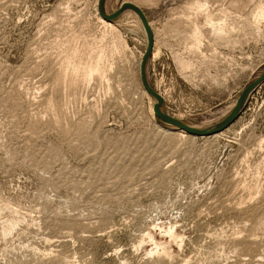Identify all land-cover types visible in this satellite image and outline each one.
Segmentation results:
<instances>
[{
  "label": "rangeland",
  "instance_id": "1",
  "mask_svg": "<svg viewBox=\"0 0 264 264\" xmlns=\"http://www.w3.org/2000/svg\"><path fill=\"white\" fill-rule=\"evenodd\" d=\"M97 1L0 0V264H264V82L220 134L180 136L138 16L109 28ZM138 1L162 109L217 124L264 66V0H199L221 33L198 0Z\"/></svg>",
  "mask_w": 264,
  "mask_h": 264
},
{
  "label": "water",
  "instance_id": "2",
  "mask_svg": "<svg viewBox=\"0 0 264 264\" xmlns=\"http://www.w3.org/2000/svg\"><path fill=\"white\" fill-rule=\"evenodd\" d=\"M104 3L105 0H98L97 11L99 15L105 20L112 21L115 18H117L124 10H131L138 16L139 20L141 21L145 29L147 42L139 64V77L145 92L155 99V102L153 103L152 106L154 116L164 124L170 125L177 129H181L190 135L200 136V137L210 136L219 133L224 129H226L227 127H229L235 121L237 115L243 108L249 94L257 86H259L264 82V66H263L261 72L255 77V79L252 80L250 83H248L242 89V91L240 92V94L238 95L235 101L233 108L220 122H218L213 126L205 127V128H198L188 125L162 109L164 98L158 93V91L155 90L154 87L151 86L147 78L145 68H146L147 59L149 58V55L153 49L154 35H153V30L149 24V21L144 11L140 7H138L137 5L131 2H123L116 10H114L111 13H107L104 8Z\"/></svg>",
  "mask_w": 264,
  "mask_h": 264
},
{
  "label": "bare ground",
  "instance_id": "3",
  "mask_svg": "<svg viewBox=\"0 0 264 264\" xmlns=\"http://www.w3.org/2000/svg\"><path fill=\"white\" fill-rule=\"evenodd\" d=\"M98 2V1H97ZM97 2H96V4H97ZM124 2H131V3H133V4H135V5H137L138 7H140V3H139V1L138 0H127V1H124ZM259 3V2H258ZM192 5V4H191ZM190 4H189V7L191 6ZM209 5V4H208ZM208 5H207V3H205L204 1H203V3L202 2H200L199 0L198 1H195L194 3H193V5L192 6H194V7H192V9H195V10H198V11H204V10H207L208 9ZM257 5V4H256ZM210 6V5H209ZM97 9V8H96ZM228 9V8H227ZM127 11H130V10H127ZM208 11V10H207ZM126 12V11H125ZM205 12V11H204ZM209 12L210 11H208V12H206L207 14H206V16H205V21H206V23L208 24V26H209V28L211 29V30H213V32H216V33H221V32H223V31H225L226 29H224V26H223V23H221V22H219L218 20H216V19H214L213 17H212V15H211V13L209 14ZM99 14V13H98ZM138 18V17H137ZM252 18V17H251ZM99 19V21L105 26V25H107L108 27L109 26H114L113 25V23L111 22V21H109V20H105L104 18H102L101 16L98 18ZM253 19H255V20H258V21H260V20H264V3L262 2L261 4L259 3L258 4V6L256 7V9H255V11L253 12ZM150 24V23H149ZM225 24V23H224ZM150 26H151V24H150ZM110 28V27H109ZM113 28V27H112ZM114 28H115V26H114ZM115 30V29H114ZM113 31V30H112ZM111 31V32H112ZM116 31V30H115ZM111 34V33H110ZM113 34H114V31H113ZM116 35V34H115ZM154 35V34H153ZM202 35H203V32H202V28L199 26H194L193 27V30H192V34H191V40L193 41L192 42V47H198L199 46V43L201 42V38H202ZM117 40H118V38H116ZM115 41V40H114ZM121 42V41H120ZM122 44V43H121ZM120 45V44H119ZM153 45H154V43H153ZM191 46V45H190ZM195 48V49H196ZM101 49V48H100ZM73 50V49H72ZM71 50V51H72ZM70 51V52H71ZM76 51V50H75ZM102 51V50H101ZM101 53V52H100ZM104 54V53H103ZM103 54H98V56H96L95 58L96 59H98V58H100V55H103ZM143 55V54H142ZM104 56V55H103ZM103 56H102V58H103ZM105 56H106V54H105ZM98 57V58H97ZM142 57V56H141ZM72 58V57H71ZM104 59H105V57H104ZM104 59H102V60H104ZM67 60V59H66ZM95 60V59H94ZM100 60H101V58H100ZM62 61V60H61ZM80 61V60H79ZM94 62H96V61H94ZM93 62V64H95ZM101 62V61H100ZM99 62V63H100ZM68 63V62H67ZM93 64L91 63V65H92V67H90L89 69H87V71L85 72V69H83L84 70V75L82 74V76H83V78H82V76H81V81H85V80H87L88 78L90 79V76L91 75H93L94 73H96L97 72V70L98 69H100V67H102L101 65H100V67L98 66V65H96L95 64V66H93ZM72 65V64H71ZM88 66H90V65H88ZM75 69H76V67H75ZM77 71V70H76ZM80 71V70H79ZM93 71H95V72H93ZM100 71H102V70H100ZM70 72V71H69ZM92 72H93V74H92ZM98 73V72H97ZM80 75V74H79ZM60 78V77H59ZM58 78V79H59ZM88 79V80H89ZM75 80V79H74ZM66 81V80H65ZM76 82V85H77V81H73V83H75ZM72 83V82H71ZM84 83V82H83ZM74 85V84H73ZM75 85V86H76ZM74 86V87H75ZM68 88V87H67ZM75 90H76V88H75ZM159 93V92H158ZM161 95V94H160ZM162 96V95H161ZM152 112H153V109H152ZM171 115V114H170ZM176 118V117H175ZM177 119H179V118H177ZM174 128V127H173ZM177 130H179V134H180V136L181 135H187V136H193V137H196V136H194V135H190V134H188V133H186V132H184L183 130H181V129H177ZM222 132V131H221ZM221 132H219V133H216V134H213V135H210V136H216V135H218V134H220ZM176 133V132H175ZM172 228V227H171ZM169 229V228H168ZM170 230V229H169ZM169 230H167V231H165V232H168V233H170L169 232ZM171 231V230H170ZM172 232V231H171ZM171 234H173V233H171ZM170 236H174V234L173 235H170ZM153 237V236H152ZM173 238V237H172ZM176 239V238H175ZM177 240V239H176ZM161 246V245H160ZM159 247V246H158ZM157 247V248H158ZM162 247V246H161ZM164 247V246H163ZM162 247V248H163ZM157 248H154L153 249V252H157V250L159 249H157ZM165 249V248H164ZM162 250V249H161ZM161 252V251H160ZM163 252V251H162ZM165 252H166V250H165Z\"/></svg>",
  "mask_w": 264,
  "mask_h": 264
}]
</instances>
